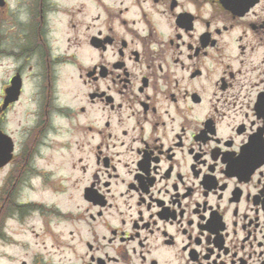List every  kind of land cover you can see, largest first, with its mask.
<instances>
[{"label":"flooded vegetation","instance_id":"flooded-vegetation-1","mask_svg":"<svg viewBox=\"0 0 264 264\" xmlns=\"http://www.w3.org/2000/svg\"><path fill=\"white\" fill-rule=\"evenodd\" d=\"M5 32L0 171L68 205L19 192L33 264H264V0H0Z\"/></svg>","mask_w":264,"mask_h":264},{"label":"rangeland","instance_id":"rangeland-1","mask_svg":"<svg viewBox=\"0 0 264 264\" xmlns=\"http://www.w3.org/2000/svg\"><path fill=\"white\" fill-rule=\"evenodd\" d=\"M65 23V20H64ZM14 27V24H11V21L7 24V30L6 32L10 33L11 28ZM65 27V24L64 26ZM2 40V37H0V46L3 41V44H6L5 34ZM15 41V39L13 38ZM12 64H9L8 73L6 72L7 68H3L0 66V82L3 77L8 76L10 74V69H12ZM7 73V75H6ZM21 108V106H20ZM67 160V159H66ZM66 160L64 157H62L61 153L58 152L55 155V161L54 162H63L66 163ZM66 167V164H64ZM62 167L63 173H65V167ZM16 172V171H15ZM5 174V170L0 171V204L3 203L2 196H5L7 192L2 191L3 188H10L12 190H16L17 192L21 191V195H26V201H30L27 199H31L32 201H40L43 200L46 203H50V200L57 199L60 206L65 210L67 205L66 195L64 193H59L58 195H55L51 189V184L47 185V187H41V183L35 179H33L34 183V189H27L25 190L24 184L17 183L15 184H9L6 186L5 180L3 179ZM52 190V191H51ZM61 194V195H60ZM75 200H73V204L76 205L79 202V196L75 195ZM6 201H4L5 203ZM16 202V195H14L12 198H9L7 201L6 207H14ZM42 203V202H41ZM4 204V206H5ZM1 209V208H0ZM7 209V208H6ZM5 209V210H6ZM4 210V211H5ZM34 214L31 216H28L27 221L25 224H22V221L19 219L20 215L16 212L14 219L9 218V216H6V212L3 214L0 210V264H23L22 261H25V264H33L32 258L33 256L38 259L39 257V251L42 250V247L45 245L44 242H46V245H51L52 240L48 233V228L46 227V219L45 215L42 212L40 208L36 209V211L33 209ZM28 213V212H27ZM49 220L52 224V227L54 230L58 231V234H67V230L69 229L68 224L65 222H59L61 218L57 217L54 218L52 216H48ZM67 224V225H66ZM15 239V240H14ZM44 241V242H43ZM59 244L62 245L61 240H58ZM17 243L18 245L14 244ZM53 251V248L47 246L45 248V252L47 253ZM5 253H8L11 255V259L5 258ZM24 259V260H23Z\"/></svg>","mask_w":264,"mask_h":264},{"label":"water","instance_id":"water-1","mask_svg":"<svg viewBox=\"0 0 264 264\" xmlns=\"http://www.w3.org/2000/svg\"><path fill=\"white\" fill-rule=\"evenodd\" d=\"M8 152H10V150H9ZM10 156H11V155H10L9 153H7V154H6V157H5L4 159H2V162H0V164H3V162L9 160V159H10Z\"/></svg>","mask_w":264,"mask_h":264}]
</instances>
